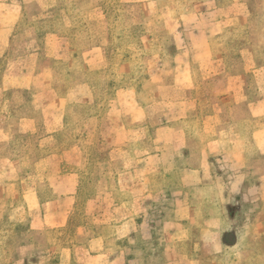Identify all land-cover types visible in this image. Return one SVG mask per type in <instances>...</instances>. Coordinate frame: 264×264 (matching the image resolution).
I'll use <instances>...</instances> for the list:
<instances>
[{
  "label": "crops",
  "instance_id": "crops-1",
  "mask_svg": "<svg viewBox=\"0 0 264 264\" xmlns=\"http://www.w3.org/2000/svg\"><path fill=\"white\" fill-rule=\"evenodd\" d=\"M36 3L0 0V222L8 219L11 236L22 240L16 256L7 249L0 264H264V97L237 96L242 76L235 73L232 83L218 84L233 95L192 92L207 82L197 81L195 70L226 71L214 57L227 54L233 35L209 33L198 48L179 32L188 45L174 47V80L154 78L148 88L174 106V115L123 96L121 105L136 106L133 114L109 101L104 114L88 119L79 111L98 102L88 80L77 82L76 76L94 70L101 48H82L74 32L68 55L63 34L72 29L54 32L49 15H42L45 7L33 15L34 8L40 11ZM218 7L230 19L215 15L210 28L225 29L237 23L231 18L248 16L242 0ZM64 53L66 75L57 69ZM170 88L174 98L166 97ZM93 119L104 142L81 164L85 147L79 132L75 144H67L70 125ZM85 164L96 169L95 187L86 218L74 222Z\"/></svg>",
  "mask_w": 264,
  "mask_h": 264
},
{
  "label": "rangeland",
  "instance_id": "rangeland-1",
  "mask_svg": "<svg viewBox=\"0 0 264 264\" xmlns=\"http://www.w3.org/2000/svg\"><path fill=\"white\" fill-rule=\"evenodd\" d=\"M37 1L36 7H40V11L38 12L34 8L33 15H41V7H45L46 12L42 15H49V18H46V23L50 25L54 32L62 35V30L72 29L63 34L67 38L65 40L67 45H65L69 51L68 55L71 50H74L76 39L74 32H78L82 48L94 46L101 48V52L93 56L95 59L92 64L94 70L76 76L77 82L88 80L93 95L98 102V105L92 109H81L79 115L82 117L87 116L88 119H91L99 113L104 114L109 101L118 103L117 106L120 107L121 111H131L130 114H133L132 111L134 109L136 111V106L121 105L120 101H122L123 96L131 98L135 105L139 103L143 106H152L153 112L157 111L159 114L169 116L174 115V106L161 103V94L158 90L148 91V88L154 85V78L161 79L165 84L170 82L171 79L174 80V47H184L188 44L192 47H205L208 34L212 35L218 32H223L224 35L228 36L233 35L230 38V43H228L227 54L223 57H217V59L214 57L215 61L222 59V63L226 65V71L218 73L213 70L211 74H207L202 70H195L194 78L199 82H201L200 79H205L207 82L203 80L199 84L200 86L192 92L196 96H204L212 94L216 90H224L227 95H233L232 91L220 88L219 85L232 83V75L235 73L237 77L242 76L241 86L237 82V96L242 94V97L249 95L264 97V0H242L248 6V12L246 13L248 16L241 17L239 21L237 18H231L232 22L237 21V23L225 29L210 28V24L216 18L215 15L223 20L230 19L225 16L227 15L225 12V14L221 12L223 9L218 7L229 4V0ZM80 1H86L88 4L81 5ZM95 3H97V6L90 7ZM191 13L192 15L187 18L183 17L182 20L179 18ZM182 31L190 35L188 37L191 42L189 41L188 44L186 40H180L178 34ZM238 34L241 35L236 39ZM196 35L202 37L201 41L198 38L195 40ZM215 38H218V34ZM240 38H243V40H238ZM214 41L221 45L217 39H214ZM216 42L214 46H216ZM71 45H73V48ZM198 58V61L202 62V58ZM198 61H196V64L200 63ZM67 63L68 60H66L64 53L61 56L60 64L57 65V69L61 74L66 75ZM72 83H75V80L71 79L69 84ZM136 87H141L143 91L147 90V92L137 93L135 91ZM81 94L84 95L85 92ZM19 95L17 96H25ZM72 96H77V94L73 93ZM166 97L174 98L173 88L168 90ZM155 101L156 105L153 104ZM245 111L246 109L241 113L245 115ZM111 117L117 118V115H111ZM154 118L157 119L156 116L152 117V119ZM133 121L132 118H128L126 121L127 126L132 129L135 127ZM157 121L153 120L152 123H157ZM86 122L80 121L70 125L72 136L67 142L68 145H74L78 132L81 133L77 136V139H80V145L85 147L79 154L81 164L84 160L88 164L92 159V155L96 154L95 151L100 149L101 144L104 142L101 138L102 135L97 132L98 124L94 119ZM115 128L117 133L120 132L119 125L116 124ZM83 132L85 134H82ZM88 132H91V135L87 134ZM133 138L135 139V137ZM131 144H134V142L132 141ZM92 148L94 152L91 155ZM103 155H105L104 152ZM120 156L121 158L116 156L115 160L119 170L122 166L120 161L123 160L124 155L120 154ZM87 164L84 166V171L81 170L84 189L82 190L79 214L75 217L74 222H81L86 218L84 215L86 202L89 200L88 197L91 193L94 192L93 181L96 179L97 172L93 165L90 164L89 167ZM0 228L3 230L0 234V260H2L7 249L15 257L18 244L22 240L11 236L13 226L5 217L0 222ZM5 243L13 246L6 248ZM230 243H233V240ZM241 245L238 247L247 248V244ZM258 245L260 247L262 243Z\"/></svg>",
  "mask_w": 264,
  "mask_h": 264
}]
</instances>
